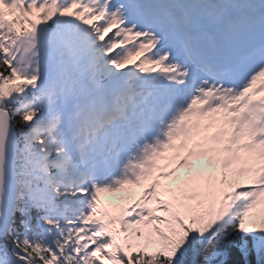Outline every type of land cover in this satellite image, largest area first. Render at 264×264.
Wrapping results in <instances>:
<instances>
[{
	"label": "snow or ice",
	"instance_id": "obj_1",
	"mask_svg": "<svg viewBox=\"0 0 264 264\" xmlns=\"http://www.w3.org/2000/svg\"><path fill=\"white\" fill-rule=\"evenodd\" d=\"M0 264H264V0H0Z\"/></svg>",
	"mask_w": 264,
	"mask_h": 264
}]
</instances>
